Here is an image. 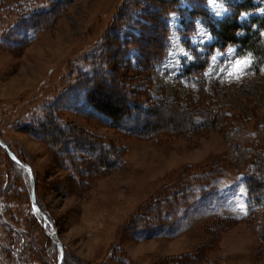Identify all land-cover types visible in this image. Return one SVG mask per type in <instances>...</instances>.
Instances as JSON below:
<instances>
[{"label": "rangeland", "instance_id": "1", "mask_svg": "<svg viewBox=\"0 0 264 264\" xmlns=\"http://www.w3.org/2000/svg\"><path fill=\"white\" fill-rule=\"evenodd\" d=\"M55 1L0 0V137L31 168L45 228L63 246L61 264H161L184 255L198 257L185 264H202L201 258L209 264H264V258L256 257L260 245L254 226L228 221L246 217L251 205L244 167L224 160L230 151L225 130L198 128L150 140L124 136L94 118L77 84L80 72H90L89 59L102 51L101 60L113 59L107 60L112 82L103 90L106 99L119 97L112 95L117 82L130 93L146 88L142 95L148 98L180 107L195 101L219 111L231 125L255 132L264 127V67L252 71L250 55H241L234 45L214 48L201 72L182 76L183 64H193L215 44L186 10L203 6L222 21L233 18V7L245 0H177L162 10L168 51L149 75L126 67L124 57L132 67L137 65V50L131 46L125 55L119 53L111 35L117 31L125 39L127 32L138 33L132 20L142 21L141 15L157 10L154 1L71 0L51 18L33 16L28 21ZM251 1L255 8L238 14V21L252 24L264 40V0ZM120 14L125 18L118 26ZM183 17L191 22L188 28L181 24ZM153 24L156 30L158 23ZM47 116L52 127L34 130ZM154 116L168 130L166 121L178 125L183 118L163 108ZM58 128L120 150L121 167L80 176V161L72 164L62 156L63 148L55 149ZM30 190L28 172L0 147V264L59 262L60 246L31 208ZM158 197L168 201L161 202V213H153L156 218L162 215L163 225L156 228L163 232L134 240L126 226Z\"/></svg>", "mask_w": 264, "mask_h": 264}, {"label": "trees", "instance_id": "2", "mask_svg": "<svg viewBox=\"0 0 264 264\" xmlns=\"http://www.w3.org/2000/svg\"><path fill=\"white\" fill-rule=\"evenodd\" d=\"M56 0L46 10L34 12L28 21L34 17H42L46 19L51 18L56 9L62 4L66 5L71 0ZM154 1L156 8H152L151 13L141 15L140 19H134L132 22L138 28V33L127 32V37L122 39L119 37L117 31H114L111 38L116 39L119 46V53L125 55L129 47L134 46L137 50V65L132 67L130 62L124 57L126 67L128 66L134 72H143L145 75L153 73L156 65L161 63L168 51L167 35L168 30L161 15L162 10L174 7L177 0H151ZM170 8V9H171ZM255 8L251 0H245L233 7L235 14L233 18H226L222 21L215 20L205 7H195L192 10H186L189 19L199 20L201 25L209 32L215 39V44L209 47L204 55H197L193 64H183L182 76H189L201 72L205 66L208 56L213 52L214 48H223L228 45L238 46L240 54H248L252 58L251 70L258 72L264 67V40L263 38L253 32L252 24L243 26L238 21V14L243 11H250ZM125 15H119L115 21L118 26L124 23ZM183 17L181 24L188 28L191 23L190 20ZM148 23H152L151 26ZM153 23H158L156 30ZM22 26H24L22 24ZM117 27V26H116ZM115 27V28H116ZM154 30V31H153ZM155 39V44H152ZM149 47V48H148ZM107 50V48H106ZM102 51L95 54V58L89 59L91 66L90 72H80L78 74V87L84 90V102L88 107L94 111L97 120L103 122L105 125L113 127L124 136H132L139 139L150 140L158 138L163 134L184 133L189 130H197L198 128H216L225 130V140L229 144V153L224 157L227 163H235L244 167V179L247 188V199L251 208L245 218L237 220H228L232 223H247L254 226V231L257 234L260 249L256 252L257 259L264 258V127L259 128L255 132H248L240 125H231L223 114L219 111H209L204 106L196 105L197 102L191 101L184 106H179L177 103H164L161 99H151L142 95L146 88L130 93L123 83H116L119 87L115 88L112 95L117 94L119 97L114 101L106 99L103 90L111 85V74L108 72L107 58L101 60ZM105 52V51H103ZM107 54H112L107 52ZM105 57V56H104ZM202 62L201 64L198 62ZM108 61H113L109 59ZM111 78V80H110ZM149 82V81H148ZM115 84V85H116ZM114 90V89H113ZM120 92V93H117ZM140 100H143L140 101ZM158 108H163L168 111L176 110L182 115V121L176 125L172 121L165 123L171 127L170 130L163 128L162 120L156 121L157 117L154 114ZM203 109V110H200ZM94 115V114H93ZM199 119L196 120L195 117ZM226 120V121H225ZM50 116H47L45 122L38 124L34 130L40 132L47 130L52 126ZM158 122V123H157ZM55 123V122H54ZM31 131L30 129H28ZM35 131V132H36ZM58 137L55 141L58 143L55 149H62L63 157H67L72 164L80 161L79 165L81 172L80 176H91L94 172L102 170L105 173L111 172L121 167V153L120 150L112 148L107 142L92 141L79 138L68 130H61L58 128ZM74 139H70V138ZM77 137V138H76ZM92 142H91V141ZM101 150H104L101 154ZM86 154L85 158H80L79 154ZM18 157V156H17ZM19 158V157H18ZM25 163V162H24ZM83 169V171H82ZM79 176V175H78ZM186 178V177H185ZM35 188V180H34ZM35 192V190H34ZM168 193V192H167ZM165 194V196L167 195ZM160 199V200H159ZM161 202L167 203V199L158 197L153 202L141 207L136 215L129 221L125 231L131 234L134 240L149 239L158 237L163 231L156 228L163 225L162 215L158 218L153 215L155 211L161 213ZM155 210V211H154ZM227 225V224H225ZM142 240V239H141ZM201 253V252H200ZM196 256L186 257L181 256L179 259L169 258L164 260L161 264H185L184 261H196ZM202 264H209L201 258Z\"/></svg>", "mask_w": 264, "mask_h": 264}, {"label": "water", "instance_id": "3", "mask_svg": "<svg viewBox=\"0 0 264 264\" xmlns=\"http://www.w3.org/2000/svg\"><path fill=\"white\" fill-rule=\"evenodd\" d=\"M0 147L2 148V150L5 152V154L12 160L14 161L16 164H18L19 166H21L25 171L28 172L29 174V180H30V186H31V190H30V204H31V208L34 211H37L42 218L43 221V228L46 231L47 235L52 238L59 246H60V250H61V255H60V259L58 264H61L64 258V250H63V246L61 244V242L59 241L57 235L51 231V233H49L46 229H45V225L47 224V219L46 217L41 214L39 212V208L37 206L36 200H35V192H34V178L31 172V168L29 167V165H27L26 163H24L23 161H21L13 152L12 150L3 142V140L0 137Z\"/></svg>", "mask_w": 264, "mask_h": 264}]
</instances>
